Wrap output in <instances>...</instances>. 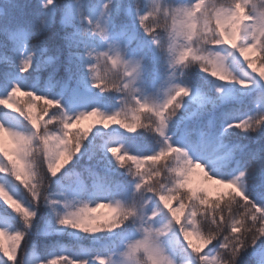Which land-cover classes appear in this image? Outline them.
Instances as JSON below:
<instances>
[{
    "label": "snow or ice",
    "instance_id": "1",
    "mask_svg": "<svg viewBox=\"0 0 264 264\" xmlns=\"http://www.w3.org/2000/svg\"><path fill=\"white\" fill-rule=\"evenodd\" d=\"M0 93V264H264V0H3ZM113 126L150 152L94 144Z\"/></svg>",
    "mask_w": 264,
    "mask_h": 264
},
{
    "label": "trees",
    "instance_id": "2",
    "mask_svg": "<svg viewBox=\"0 0 264 264\" xmlns=\"http://www.w3.org/2000/svg\"><path fill=\"white\" fill-rule=\"evenodd\" d=\"M3 0H0V3H2ZM230 68V67H229ZM230 70L233 72L234 75H236L239 78H247L246 73L241 67V64L235 60L234 67H231ZM194 73V79L200 80L201 78H204L207 82L203 84L204 88L206 90H210L213 88V82L211 77H208L205 73H201L198 68L192 69ZM250 71V70H249ZM203 83V81H201ZM27 83L32 84V81L29 80ZM220 82H216V84H219ZM251 86L249 89H240L238 85L232 84H224V92L228 95H234L239 96L241 93H250L249 95H245V100H252L256 93L254 91H251ZM2 95V93H0ZM71 100H68L65 98V105L67 106L70 103ZM112 107H115V101L112 100ZM252 105L249 104V107ZM99 107H101L102 110H108V102L105 100H101ZM0 114H6L5 110L0 108ZM117 128L119 134L121 135V141L118 144H121L123 148L129 150L132 154H139V153H148L150 152V144L148 143V134L143 133V130L138 129L137 133H127L123 129H119L116 126H113L109 128V130H114ZM97 129L94 130L95 134V140L94 144H100V140L97 136ZM143 133V135H141ZM87 143V142H86ZM6 147H11L10 144L6 142ZM122 154V153H121ZM81 164H83V161H81ZM81 164L75 165L76 173H80V167ZM69 168H72L73 165H69ZM122 171V170H119ZM87 179V174L83 173L80 175L77 174H71L66 177V179H62L60 181L61 184L65 186H75L80 180ZM127 177H125V181H127ZM97 213L102 214L101 219L104 218L105 215H110L109 211H106L104 207H101L97 210ZM95 215V213H94ZM56 241H58V244L60 245V248L56 249L57 253H60L61 251L64 253V255L68 256L69 258H81L86 255H91L93 253H100L104 254V250L110 247V239L108 234H97V236H90V234L85 233H79V234H70V233H62L54 237ZM195 242V241H194ZM62 246V248H61Z\"/></svg>",
    "mask_w": 264,
    "mask_h": 264
},
{
    "label": "rangeland",
    "instance_id": "3",
    "mask_svg": "<svg viewBox=\"0 0 264 264\" xmlns=\"http://www.w3.org/2000/svg\"><path fill=\"white\" fill-rule=\"evenodd\" d=\"M222 54H225V53H222ZM234 62H235V60L232 57H229L228 60L226 61V63L228 64V66L230 68L234 67ZM251 89L252 90H255V89L258 90V88L254 85L251 86ZM69 105L71 106V109L73 111L78 110L79 108L83 107V104L79 101H72V103H70ZM90 105L91 104H89L88 107H90ZM4 120H11V117L7 116V115H0V121H4ZM89 123H91V120H85V121H82L79 126L80 127H86ZM98 133L101 135L102 143L105 140H111V142H113V144H117L120 140V135L116 132V130L109 132L108 130L98 129ZM106 211H109V210L106 208Z\"/></svg>",
    "mask_w": 264,
    "mask_h": 264
}]
</instances>
